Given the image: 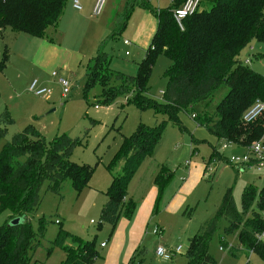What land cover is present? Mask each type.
Wrapping results in <instances>:
<instances>
[{
  "label": "trees",
  "instance_id": "1",
  "mask_svg": "<svg viewBox=\"0 0 264 264\" xmlns=\"http://www.w3.org/2000/svg\"><path fill=\"white\" fill-rule=\"evenodd\" d=\"M67 1L0 0V34L9 28L13 32L45 38L47 29L58 24ZM171 1L168 7L156 10L150 8L146 0L137 4L154 14L156 28L136 75H125L109 68L103 41L86 66L85 91L99 85L101 92L97 101L101 104H109L130 92L128 100L139 110L149 107L154 113L167 117L152 127L138 124L132 134L123 138L114 160L107 166L111 181L104 192L106 200L100 208L98 226L108 224L111 228L109 236L121 217H132L136 204L127 198L128 184L143 160L152 155L166 122L180 127L179 112L189 110L197 125L206 128L217 139L246 147V152L252 140L262 139L264 147V112L249 123L241 119L256 99L264 102V75L243 64L239 58L251 42L264 44V0H209V8L201 7L186 17L182 29L174 21L172 12L184 0ZM128 15L126 13L123 25ZM159 53L170 61V66L164 73L167 84L163 99L156 101L148 96L147 90L150 72ZM4 60L0 59V71L5 68ZM10 123L12 118L5 110L0 115V140L6 135L5 126ZM81 141L63 134L47 142L42 133L29 124L3 144L0 151V213L8 211L10 215L0 225V264L31 263L32 252L46 232L44 220H39L33 229L30 219L40 204L39 191L43 184L46 183V191L57 194L66 180L76 194L88 186L93 169L70 159ZM216 156L213 149L210 158ZM225 162L229 164L228 159ZM118 166L120 172L115 173ZM171 177L168 167H158L153 178L157 188L153 214L158 211ZM255 198L256 205L247 216ZM241 206L245 216L237 210L230 189H227L215 213L191 237L185 264H216L208 252V245L222 221L225 224L219 237L220 247L228 248L234 254L236 251L229 247L226 236L236 234L238 243L255 253L264 264V186L260 189L245 187ZM14 218H19V222L10 225ZM58 225L47 253L53 248L61 249L65 256L60 264H92L100 257L96 236L83 240L64 230L61 222Z\"/></svg>",
  "mask_w": 264,
  "mask_h": 264
},
{
  "label": "rangeland",
  "instance_id": "2",
  "mask_svg": "<svg viewBox=\"0 0 264 264\" xmlns=\"http://www.w3.org/2000/svg\"><path fill=\"white\" fill-rule=\"evenodd\" d=\"M140 1L106 0L98 16L91 14L92 1L89 6L81 0L82 11L78 13L68 1L64 9L65 15L74 16L73 13H76L77 16H74L76 22L72 19L70 22L75 23L72 35L66 36L59 43L62 48L57 45L55 48L49 45L45 49L39 48L36 41H41L42 38L22 32L13 33L6 29L5 33L0 34V59H5V68L0 71V115L6 110L12 118V123L5 126L6 135L0 140V151L14 133L31 124L42 133L47 142L63 134L82 139L74 148L70 159L76 164H85L93 169L88 186L78 194L68 180L63 182L58 194L46 191V183L42 185L39 191L40 204L30 215V219L33 229H36L39 220H44L46 232L40 239V245L32 252L30 264H60L64 259V253L59 248H53L47 253L59 227L55 223L56 219L61 220L64 230L83 240L96 236L100 257L92 264H129L131 261L133 264H185V254L191 237L215 213L227 189H230L237 210L244 215L241 206L243 189L247 186L257 189L264 186V166L260 170L252 165L235 171L234 166L225 162L233 155L246 153V147L217 139L206 128L197 125L189 110L181 111L178 113L180 127L166 122L152 155L143 160L128 186L139 177L146 183H151L153 173L159 166L164 165L171 170L172 177L163 194L172 195L189 170L194 173L181 192L182 206L176 210L158 208L153 215L159 221L152 224L151 227L155 226L153 229L149 227L143 243L135 252L132 251L123 263H117L115 255L105 261V248H100L99 243L109 244L111 228L108 224H102L99 228L98 223L101 202L106 198L104 192L111 178L107 166L114 160L123 138L132 134L138 124L152 127L167 117L154 113L149 107L139 110L128 100L130 92L126 96L116 97L109 104H101L97 101L101 92L100 86L94 85L85 91L84 75L88 60L92 56L90 54L94 53L93 48L96 46L95 42L91 45V40L97 34L103 41V50L109 56V68L125 75H136L137 66L150 43V27H156L154 14L149 9L138 7ZM147 4L156 10L168 7L172 1L147 0ZM209 6V0H203L200 8L208 9ZM126 13L129 15L123 25ZM63 17L56 32L52 33L54 27H49L46 31L53 40L48 43L55 44L60 33H69L70 24L64 22ZM124 40L129 44L124 45ZM251 45L253 50L249 51ZM251 45L241 51L239 58L242 61L249 58V66L264 75V44L253 41ZM126 51L128 54H125ZM45 54L48 58L43 62L42 56ZM64 64L67 66L66 70L61 68ZM169 66L170 61L163 54H157L147 90L148 96L156 101L163 99L167 84L164 73ZM52 72H56L57 76H51ZM102 74L105 75L104 72ZM58 77L69 82L66 96H62ZM34 80L37 81V87L51 90L48 98L35 95L29 90ZM253 142L254 140L250 145ZM213 149L217 152L216 158H210ZM186 161L189 162L188 165ZM206 168L210 171L203 179L201 174ZM114 172L119 173L120 167ZM106 184L108 186L103 189ZM134 197L136 199L129 198L137 206L140 198L136 197V192ZM256 201L255 198L247 216H250ZM9 215L8 211L0 213V225ZM122 219L124 218L121 217L120 220ZM224 224L222 221L208 245V252L216 264H263L255 253L245 250L238 243L236 234L226 236L229 247L236 251L234 254L228 248L220 249L219 237ZM128 239L126 232H123L122 242L125 243ZM158 244L168 250L179 245L181 250L171 260H162L155 254Z\"/></svg>",
  "mask_w": 264,
  "mask_h": 264
},
{
  "label": "crops",
  "instance_id": "3",
  "mask_svg": "<svg viewBox=\"0 0 264 264\" xmlns=\"http://www.w3.org/2000/svg\"><path fill=\"white\" fill-rule=\"evenodd\" d=\"M91 1H92V3H91ZM93 1L94 0H83L85 5L88 4L90 6V3H91V8H92ZM81 6H82V2H81ZM65 8H66V6H65ZM80 11H82V9ZM78 12L79 11H77L76 13H78ZM76 13H73V15L77 16ZM74 16H71L69 14L65 15V10H64L61 18L63 17L64 22L66 21V23L70 24L71 19L75 20V22H76V17H74ZM61 18H60V20H61ZM60 20H59V22H60ZM59 22H58V24H59ZM58 24L54 27V29H52V33L56 32V30H57L56 28H57ZM145 26H147V25H145ZM74 27H75V23L72 22L68 28L69 33H66V35H64V34L61 35V33H60L58 36V39L54 42L55 44L48 43V41L52 42L53 40H52V36L50 34H47V33H46L45 38H42V39L40 38L41 41H36V43L38 44L39 48L45 49L47 47V45L53 46L54 48L57 45L58 48H60L61 46L59 43L62 42L66 36L72 35V32L74 31ZM155 28L153 26L150 27V30L148 32V39L151 40L150 37H152V35L155 31ZM6 29L10 30L9 28H6ZM6 29L2 32V34L6 32ZM11 32H13V31H11ZM13 33H16V32H13ZM97 35L94 36V40L93 39L91 40V45L93 42H95V45H96L95 48H93L94 53L90 54V55H92L91 57L94 56L98 45L102 41L101 38H99V36H97ZM18 36H20V35H18ZM53 39H54V37H53ZM250 47H252V45ZM126 52H125V54H126ZM127 54H128V52H127ZM47 58H48V56L46 54L43 55L42 56L43 62H44V59H47ZM61 68L63 70H66L67 69L66 64H64L63 67H61ZM155 173H153V175H152L151 183H146L145 181H143V179H141L139 177V178H136L131 185H129L130 187L128 186L127 198H129V197L135 198L134 194L136 192V197L140 198V202H139V204H137L135 211H134V213L130 219L124 218V219H122V221L120 220L121 218L119 219L115 232H112V234L110 235L109 244L108 245L105 244L103 246V248H105L103 251L104 256H105V261H106V259H108L109 257H111L113 255L116 256V262L117 263H123V261H126L129 257V255L131 253H133L132 251L135 252V250L141 245V243H143L145 236H146L145 234H147L149 227H151L152 224H154V222L157 223L159 221L157 216H154L152 213L154 201H155L156 194H157V188L153 184V178H154ZM193 173L194 172H190L188 170L186 175H184L185 178L181 181L180 185L178 186V189L172 195L163 194L164 196H163L162 201H161L160 206H159V208L161 210L163 208L165 210L166 209L176 210V208L182 206V203H181L182 201H181L180 195H181V192L184 189L185 185L188 184L187 181L190 180V177L193 175ZM201 177L203 179L205 177L204 170L201 174ZM110 181H111V178H110ZM109 182H108V184H109ZM107 186L108 185L106 184V186L103 189H105ZM132 186H134L133 192L130 194V190H131ZM135 187H136V191H135ZM105 200H106V198H104L102 200L101 206L104 204ZM101 206H100V208H101ZM154 227H151V229H153ZM123 232H126V235L129 238L128 241H126L125 243L122 242ZM101 243H103V242L99 243L100 248H101V246H100ZM158 245H161V244H158Z\"/></svg>",
  "mask_w": 264,
  "mask_h": 264
},
{
  "label": "built area",
  "instance_id": "4",
  "mask_svg": "<svg viewBox=\"0 0 264 264\" xmlns=\"http://www.w3.org/2000/svg\"><path fill=\"white\" fill-rule=\"evenodd\" d=\"M71 7L74 10L80 11L82 9L81 0H68ZM106 0H94L91 8V14L94 16L100 15L102 9L105 5ZM201 0H184L179 7L175 8L172 12L173 19L176 22L177 26L182 29V22L183 20L194 14L200 8ZM124 44H128L127 40H124ZM252 47H249V51H252ZM127 54V52H126ZM243 64L249 65V58H245L244 61L240 60ZM51 76H57L56 72H52ZM57 82L62 88V96H66L69 92V82L67 79L63 77H58ZM29 90L32 91L35 95H39L45 98L49 97L51 90L46 87H37V81H32L31 85L29 86ZM97 107V106H95ZM264 112V102L256 99L249 108H247L244 113L242 114V121L245 123H249L254 121L257 117H259ZM193 118L194 115H191ZM252 160V161H251ZM230 165L234 166L235 168H246L247 166L254 162L252 165L257 167V170H260L264 166V147L262 145V139L259 141L253 142L250 147L249 151L237 156L233 155L228 159ZM186 165L189 164L188 161L185 162ZM209 168H206L204 173L207 175L209 173ZM60 222L59 219L55 220V223L58 224ZM260 235L259 237H261ZM100 246H104L103 243ZM220 249H222L220 247ZM181 247L177 245L173 249H166L162 245H157L155 248V254L158 258L162 260H171V257L176 253H179Z\"/></svg>",
  "mask_w": 264,
  "mask_h": 264
},
{
  "label": "water",
  "instance_id": "5",
  "mask_svg": "<svg viewBox=\"0 0 264 264\" xmlns=\"http://www.w3.org/2000/svg\"><path fill=\"white\" fill-rule=\"evenodd\" d=\"M19 222V218H14L10 221V225L17 224Z\"/></svg>",
  "mask_w": 264,
  "mask_h": 264
}]
</instances>
